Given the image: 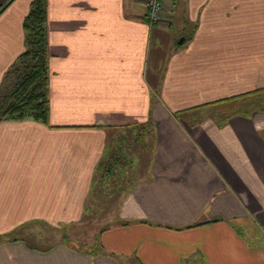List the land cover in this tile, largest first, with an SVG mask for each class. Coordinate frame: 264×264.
<instances>
[{
	"label": "crops",
	"instance_id": "1",
	"mask_svg": "<svg viewBox=\"0 0 264 264\" xmlns=\"http://www.w3.org/2000/svg\"><path fill=\"white\" fill-rule=\"evenodd\" d=\"M31 2L0 0V84ZM162 2L150 24L145 0H47L48 123L0 121V264H264V93L206 112L264 91V0ZM121 168L144 174L117 183V219L62 237L109 210L96 193Z\"/></svg>",
	"mask_w": 264,
	"mask_h": 264
},
{
	"label": "trees",
	"instance_id": "2",
	"mask_svg": "<svg viewBox=\"0 0 264 264\" xmlns=\"http://www.w3.org/2000/svg\"><path fill=\"white\" fill-rule=\"evenodd\" d=\"M25 49L9 66L0 84V121L32 119L48 123L49 49L47 0H32L23 20ZM262 90L210 102L214 113L229 115L259 109ZM242 97H246L245 100ZM250 99V101H246ZM239 106V107H238Z\"/></svg>",
	"mask_w": 264,
	"mask_h": 264
},
{
	"label": "rangeland",
	"instance_id": "3",
	"mask_svg": "<svg viewBox=\"0 0 264 264\" xmlns=\"http://www.w3.org/2000/svg\"><path fill=\"white\" fill-rule=\"evenodd\" d=\"M163 11H164V8H162V13H163ZM161 17H162V14H161ZM49 59H50V57H49ZM245 98L246 97H244V98L242 97L241 101L243 99L245 100ZM246 101H250V99H247ZM211 110L212 109L209 108L206 110V112L211 114L213 111V110L212 111ZM150 130L151 129L148 127V130L145 134V139H147V137L149 136ZM150 141H151V132H150V138L147 142L148 146L146 145V152H142L143 146H140L137 150H133V151H135V152H133V154H135V155L137 154L136 152H139V160L141 162H144L145 164L148 163V158L150 156V153L148 150L150 147V144H149ZM129 154L132 157L133 154H131V152ZM133 158H136V157L134 156ZM121 170L125 172V174L121 175V176L115 170H113L112 174H110V175H108L106 173V175L108 176V180L107 181L105 180L106 182L104 181L103 185H100V187H98L102 191V194L99 196L98 192L96 193V197H97L96 203L102 204V205H107L109 210L101 212L99 209V210H97L98 214H96V216H83L82 218H80L79 221L74 222V223H69V224L59 228V230L61 231L62 237L65 236V238L70 240V241H74L76 243H81V244H86V245H91V244L95 243V241L96 242L98 241L99 231L101 229H103L104 227H106L107 225H110L115 219H117V218H113V216H102L101 213H105V212L110 213V212H112V211H110V209L115 208V205H114V202L116 200L115 198H116V196H118V193L120 191L119 189L121 187H124L121 185L124 183L125 179L126 180L128 179L129 181L133 180V182H135L144 174L143 169H137L136 171L133 170V172H132V169H129V168H126V169L121 168ZM104 175H105V173H104ZM111 178H113V180ZM114 178H116V179H114ZM118 182H120L121 185H117ZM108 194H111L110 195L112 197L111 200L104 201V199H106L105 196L107 197ZM107 198H109V197H107ZM43 228L45 231L47 229L46 235H48V239H59L60 238V233L58 232V230L55 231V230L50 229V228L45 227V226H43ZM44 234H45V232H44Z\"/></svg>",
	"mask_w": 264,
	"mask_h": 264
},
{
	"label": "built area",
	"instance_id": "4",
	"mask_svg": "<svg viewBox=\"0 0 264 264\" xmlns=\"http://www.w3.org/2000/svg\"><path fill=\"white\" fill-rule=\"evenodd\" d=\"M146 16L150 24L161 19L163 3L162 0H145Z\"/></svg>",
	"mask_w": 264,
	"mask_h": 264
}]
</instances>
